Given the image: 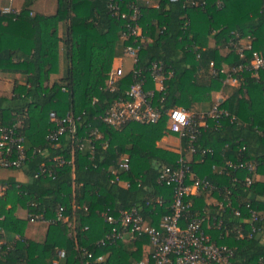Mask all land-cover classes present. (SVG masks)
<instances>
[{
  "label": "trees",
  "instance_id": "trees-1",
  "mask_svg": "<svg viewBox=\"0 0 264 264\" xmlns=\"http://www.w3.org/2000/svg\"><path fill=\"white\" fill-rule=\"evenodd\" d=\"M37 1L24 0L20 10L13 7L16 13L0 10V74L24 78L14 81L10 96L0 95V125L15 127L28 151L48 152L31 157L20 169H0L26 179H0L5 189L0 194V264H54L59 250L66 256L58 264L140 263L153 254L149 236L99 244L113 229L106 217L119 218L121 211L136 208L160 229L172 213L175 190L160 186L158 179L164 169H179L181 158L195 175L188 184L201 183L198 195L187 202L193 213L206 215L213 240L234 250L235 264L264 258V71L243 73L237 86L224 85L225 72L251 58L229 47L236 35L253 36V51L264 54V0H57L53 15L34 13ZM114 4L126 19L112 15ZM135 6L142 29L136 43L133 37L122 40L135 25ZM130 45L140 47L135 68L146 77L147 89L155 91L162 117L156 124L129 123L117 130L103 118L116 101L128 99L133 72L126 71L114 91L107 83L115 59ZM154 63H162V91L155 87ZM216 93L223 95L219 109L227 115L201 119L195 106L207 104V113ZM176 108L192 117L182 137L168 129V113ZM53 111L81 117L78 133L64 137L59 147L46 139ZM93 130L101 138L91 137ZM169 135L180 139V154L158 146ZM90 139L93 155L80 149ZM54 157L67 163L54 177H36ZM124 157L128 170L121 168ZM229 162L244 167L231 168ZM252 165L256 168L250 170ZM247 206L262 213L259 222L250 224ZM20 209L42 216L38 223L49 222L43 242L26 237L31 222L18 217ZM59 212L68 220L59 221ZM240 226L244 239L235 231Z\"/></svg>",
  "mask_w": 264,
  "mask_h": 264
},
{
  "label": "built area",
  "instance_id": "built-area-1",
  "mask_svg": "<svg viewBox=\"0 0 264 264\" xmlns=\"http://www.w3.org/2000/svg\"><path fill=\"white\" fill-rule=\"evenodd\" d=\"M10 2L12 3L13 0H10ZM111 11L114 17L127 18V14L122 13L117 4L111 5ZM1 12L16 13L17 11L10 5L2 8ZM139 18L140 10L138 6H135L131 16V20L135 25L129 26V33H125L122 40L126 41L130 37H133L136 43L142 37V29L137 24ZM254 39L253 36L240 37L236 35L230 41L229 47H231L233 52H236L243 58H246V55L251 53V58L245 65H240L226 72L224 71L226 74L224 85L237 86L243 80V73L258 76L260 72L264 71V54L253 51ZM139 50V46L132 45L123 48L122 55L118 57L120 63L118 65L113 64L109 74L107 89L114 91L116 82L126 72V61L124 62V60L129 59L131 61L128 71L133 72L135 82L126 92L128 99L116 101L103 118L104 123L117 130H121L129 123L156 124L162 117L160 109L154 104L155 91L147 89L146 77L142 76L141 72L135 68ZM214 74L216 73L214 72ZM152 75L155 79V85L161 84L162 90H164L163 83L166 77L162 74V63H154ZM221 101L222 98H217L213 107L207 113H202L200 118L204 119L207 116L217 119L222 114L227 115L225 111L219 109ZM168 115V129L171 133L182 137L186 130L191 129L192 117L185 110L176 108L171 110ZM178 116H183V121L178 119ZM49 119L53 128L49 131L46 139L52 147H59L61 140L67 135L75 136L81 124V117L75 116L73 113L60 117L53 111L50 113ZM91 137L101 138V135L98 130H93ZM85 148L90 150V153L93 155L95 150L94 141L90 139L81 143L80 149ZM194 152L195 149L190 147V154ZM35 155H44L46 157L48 156V152L42 149L28 151L25 147V137L19 135L15 127L10 128L0 125V169H20ZM66 163L67 161L64 158L54 157L53 164L41 167L36 177L40 175L54 177L56 169L64 166ZM179 163V169H164L158 179L160 186H173L175 190L171 205L172 213L162 219L160 229L150 225L139 210L133 208L121 211L119 218L106 217L107 222L113 226V229L104 239L99 241V244L113 245L117 241H125L136 234L147 235L153 247V254L138 264H235L234 250L229 245L218 244L207 232V229H211V226L206 224L208 222L206 215L192 212L191 204L187 202V199L198 195L201 183L199 180H196L194 185H189L188 182L195 179V175L189 169V161L181 158ZM227 166L231 168L244 167V165L234 166L230 162ZM121 168L123 170L129 169L128 157L122 158ZM255 168L256 165L250 166V170ZM246 181L251 185L253 180L252 178H247ZM2 190L4 191L5 189L2 188ZM230 194L231 192L228 191L226 196L227 204H230ZM160 204H162V201ZM224 204L225 202L220 203L222 206ZM247 209L251 225L253 222L261 220V212L253 211L249 209V206H247ZM235 214L237 216L242 215L239 210H235ZM28 219L31 223L43 221L42 216L28 215ZM57 219L59 221L68 220L63 217L61 212L57 215ZM244 223H249V220L244 219ZM235 231L239 239L246 237L244 229L241 226L236 227ZM65 256L66 252L59 250L54 264H58ZM98 260H104V256L99 257ZM257 264H264V258H261Z\"/></svg>",
  "mask_w": 264,
  "mask_h": 264
},
{
  "label": "crops",
  "instance_id": "crops-1",
  "mask_svg": "<svg viewBox=\"0 0 264 264\" xmlns=\"http://www.w3.org/2000/svg\"><path fill=\"white\" fill-rule=\"evenodd\" d=\"M23 1L24 0H13V2L11 3L10 0H0V10L10 5H12V7H15L17 10H20V7ZM56 9H57V0H38L37 3L33 7V12L44 14V15H53L56 13ZM124 62L126 66V71H128L130 69L131 61L129 59H126L124 60ZM119 63H120V60L116 58L114 61V65H118ZM16 80L24 82V78L21 75H16L14 76V78H12V77L0 74V95L6 96V97L10 96L13 91L14 81ZM155 87L158 91L162 90L161 84L160 85L156 84ZM217 94L222 95L221 93H217ZM217 98L219 97H215L214 102ZM222 98H223V95H222ZM195 109L199 110L201 113H205L206 112L205 109H207V104H197L195 106ZM158 146L163 149L170 150V151H173L179 154L181 153V142H180V139L176 135H169V136L164 137L158 143ZM9 176H15L20 181H26L25 178H21L15 172L12 173V172L0 170V179H5ZM257 179L261 180L262 177L258 175ZM17 215L18 217L23 218V219H26L28 217V213L23 209L18 210ZM47 229H48L47 223H38V222L30 223L26 231V237L36 242H43L46 239ZM15 239H18V237H15ZM8 241L9 240L5 239L3 243L5 244Z\"/></svg>",
  "mask_w": 264,
  "mask_h": 264
},
{
  "label": "rangeland",
  "instance_id": "rangeland-1",
  "mask_svg": "<svg viewBox=\"0 0 264 264\" xmlns=\"http://www.w3.org/2000/svg\"><path fill=\"white\" fill-rule=\"evenodd\" d=\"M54 3H55V1H54ZM53 3V4H54ZM221 96V97H220ZM215 97H220V98H222V95H219V94H215V96H214V99H215ZM208 109V108H207ZM207 109H205V110H207ZM4 193V191L2 190V188H0V194H3Z\"/></svg>",
  "mask_w": 264,
  "mask_h": 264
},
{
  "label": "clouds",
  "instance_id": "clouds-1",
  "mask_svg": "<svg viewBox=\"0 0 264 264\" xmlns=\"http://www.w3.org/2000/svg\"><path fill=\"white\" fill-rule=\"evenodd\" d=\"M178 119H180L181 121H183L184 117L183 116H178Z\"/></svg>",
  "mask_w": 264,
  "mask_h": 264
}]
</instances>
